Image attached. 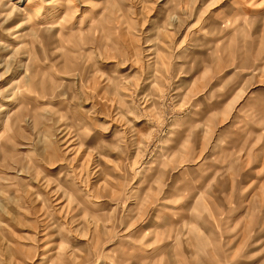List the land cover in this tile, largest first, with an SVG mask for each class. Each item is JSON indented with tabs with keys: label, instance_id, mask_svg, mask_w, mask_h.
<instances>
[{
	"label": "rangeland",
	"instance_id": "obj_1",
	"mask_svg": "<svg viewBox=\"0 0 264 264\" xmlns=\"http://www.w3.org/2000/svg\"><path fill=\"white\" fill-rule=\"evenodd\" d=\"M65 1L0 0V264H264V0Z\"/></svg>",
	"mask_w": 264,
	"mask_h": 264
},
{
	"label": "bare ground",
	"instance_id": "obj_2",
	"mask_svg": "<svg viewBox=\"0 0 264 264\" xmlns=\"http://www.w3.org/2000/svg\"><path fill=\"white\" fill-rule=\"evenodd\" d=\"M31 1L32 0H29V2H31ZM41 1H42V3L40 4V7L38 8V10L32 11L29 14L28 21L30 23H32V22L34 24H43V23L46 24V23H48V25H52V23L55 22L57 20V18H59L61 16L63 18H66V14L70 10L69 1H65V0H55L52 2L49 0H41ZM42 8H44L46 11L45 15H42V13H41Z\"/></svg>",
	"mask_w": 264,
	"mask_h": 264
}]
</instances>
